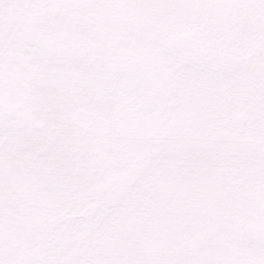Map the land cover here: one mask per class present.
I'll return each instance as SVG.
<instances>
[{
	"label": "snow or ice",
	"instance_id": "6c2138e0",
	"mask_svg": "<svg viewBox=\"0 0 264 264\" xmlns=\"http://www.w3.org/2000/svg\"><path fill=\"white\" fill-rule=\"evenodd\" d=\"M0 264H264V0H0Z\"/></svg>",
	"mask_w": 264,
	"mask_h": 264
}]
</instances>
